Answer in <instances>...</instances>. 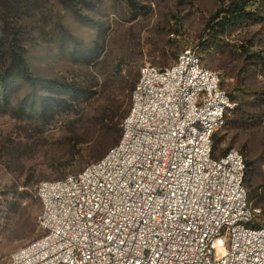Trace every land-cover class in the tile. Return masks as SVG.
Listing matches in <instances>:
<instances>
[{"label": "built area", "instance_id": "obj_1", "mask_svg": "<svg viewBox=\"0 0 264 264\" xmlns=\"http://www.w3.org/2000/svg\"><path fill=\"white\" fill-rule=\"evenodd\" d=\"M234 107L191 49L165 69L144 64L119 143L38 185L43 235L2 264H264L244 159L235 149L212 156Z\"/></svg>", "mask_w": 264, "mask_h": 264}, {"label": "rangeland", "instance_id": "obj_2", "mask_svg": "<svg viewBox=\"0 0 264 264\" xmlns=\"http://www.w3.org/2000/svg\"><path fill=\"white\" fill-rule=\"evenodd\" d=\"M23 1L30 4V0ZM43 1L45 9H51L62 18L63 25L81 49L88 50L93 45L104 47L100 61L92 70L97 75L105 72L109 76L117 67L125 74L133 75H138L144 64L168 67L182 50L199 47L202 65L222 77L224 91L234 98L238 106L264 85V70L260 65L253 64L248 56L264 48L263 0L254 6V22L240 23L229 30V37L225 40L229 46L223 54H207L199 46L203 43V19L219 7L221 0H93L99 6L82 12L90 17L88 23L79 22L71 13L62 10L58 3L61 0ZM76 1L72 0V3ZM20 2L17 0V3ZM2 27L0 22V30ZM22 28L29 33L23 46L28 51V60L37 77H55L61 81L60 76L65 71H74L75 78L83 74L72 68L73 65H68L54 45L43 42L45 38H42L41 32L48 35L51 33L50 26L39 28V37L35 34L37 27L34 25L25 23ZM170 32H176V35ZM51 48L53 51L47 53ZM38 88V91L32 92L27 86L12 82L6 105L0 104V264L43 235L37 226L41 211L36 196L38 185L79 173L103 149L104 135L88 132L77 138L87 142L79 157L70 159L64 146L67 132L71 129L70 118L63 116L46 128L32 109L39 111L41 108L35 106L41 105L43 98L48 99L47 104L55 98L41 84ZM100 88V95H104L105 90ZM234 109L237 108L234 107L227 115L224 126L214 137L216 155L229 149L241 151L242 146L247 144L243 155L253 153L261 161L264 155L258 151L262 133L229 128L231 122L234 126L238 125V118L232 112ZM263 172L264 168L261 176ZM23 185H29V188ZM10 203L19 205L12 214L6 210ZM260 224H264L263 218Z\"/></svg>", "mask_w": 264, "mask_h": 264}, {"label": "trees", "instance_id": "obj_3", "mask_svg": "<svg viewBox=\"0 0 264 264\" xmlns=\"http://www.w3.org/2000/svg\"><path fill=\"white\" fill-rule=\"evenodd\" d=\"M260 1L221 0L219 7L210 16L203 19L205 26L202 37L203 43L199 44L201 50L203 49L207 54L227 52L229 45L225 40L229 37V30L240 23L249 24L254 22L256 20L254 6L257 2L259 4ZM44 2L43 0H30V4H27L23 0L20 3H17V0H0V22L3 25L0 30V104L6 105L7 94L12 82L25 85L32 92L38 91V84H41L43 88L51 91V95L55 99L47 104L48 99L43 98L41 105L37 104L35 106L41 109L39 111L32 109L33 114L44 122L43 125L46 128L51 126L52 123L58 122L61 117L69 116L71 129L67 132V141L64 146L68 155H70V159L79 157L81 149L87 144V142L78 140V136L88 132L104 135L103 149L93 157L92 160L94 161L90 163L93 164L101 160L109 150L119 143L121 123L129 112L131 94L138 81L139 74H125L118 67L109 74L110 77L105 72L99 75L95 74L96 72L92 70L100 61L104 53V47L93 45L88 50L81 49L63 25L62 18L51 9H45ZM129 2H132V0H129ZM58 3L63 8L62 10L71 13V16L76 20L87 23L90 22V17L87 14L83 15L82 12L92 11L98 5L93 0H77L74 4L72 0H61ZM56 16H58L57 21H55ZM25 23L37 27L35 34L38 37L40 36L38 33L39 28L50 26L51 33L44 35L41 32L42 38H45L43 42L45 41L47 45H54L63 60L68 65H73L71 67L75 68L77 72L83 74L77 75L75 78V76L73 77L74 71H65L60 76L61 81L56 80L55 77H37L32 71L28 60V51L23 46L26 42L25 38L29 36V33H25L22 28ZM171 34L176 35V32ZM198 48H186L184 50L191 49L196 52L202 65ZM51 51H53L52 48L47 53ZM248 56L249 59L253 60V64L260 65L264 70V48L250 53ZM176 59L171 65L175 63ZM165 68L167 67L158 69ZM219 77L220 88L224 90L223 79L220 75ZM99 87L105 90L104 95H100ZM52 91H55V93L52 94ZM227 95L237 108L232 112L235 118H238V125L234 126V122H231L232 125L229 124V128L237 127L238 130L260 131L263 138L259 142L258 153L264 155V85L249 100L240 102L241 107L234 102L233 97ZM230 112L231 110L226 113L225 120ZM217 131L212 137V156L214 159L224 156L231 150L216 155L214 137ZM245 147H247V144L242 146L241 151H238L243 159L245 157L243 185L246 190L248 205L259 210V214L255 216L249 227L261 228L264 227V224H260L262 218L264 219V175L261 176L260 173L264 168V158L261 162L260 159L253 156V153L247 154V156L245 153L243 155V151H246ZM105 152L106 154L103 155ZM23 187L28 189L29 185H23ZM18 207V204L10 203L7 205L6 210L12 214L17 211Z\"/></svg>", "mask_w": 264, "mask_h": 264}]
</instances>
